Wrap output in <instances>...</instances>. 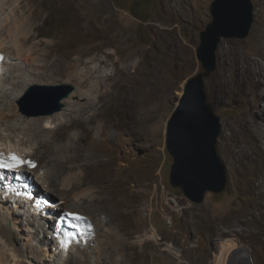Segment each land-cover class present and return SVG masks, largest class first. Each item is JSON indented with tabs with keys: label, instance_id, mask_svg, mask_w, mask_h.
Wrapping results in <instances>:
<instances>
[{
	"label": "rangeland",
	"instance_id": "1",
	"mask_svg": "<svg viewBox=\"0 0 264 264\" xmlns=\"http://www.w3.org/2000/svg\"><path fill=\"white\" fill-rule=\"evenodd\" d=\"M20 1L25 2L20 4ZM109 1L114 27L127 31L132 36V47L123 45L120 48L110 42L113 40L101 39L91 25L80 28L72 25L64 15L54 14L47 18L45 0H0V29H5V24L17 15L36 26V43H51L58 49L96 46L98 51L93 56L106 57L107 53L112 54L113 59H108L103 72L113 77L118 75L116 83L114 80L109 82L110 90L119 92L124 97L128 95V90L123 88L127 80L118 74V60L124 59L122 65L140 66V71L152 72L154 63L145 59L143 50L156 53L159 45L163 49V73L159 81L161 98L150 93L151 87L143 92L138 91L133 96L138 101L136 107L140 103H147L151 110L149 118L146 119L147 133L152 135L160 131V139L146 141L143 139L144 135L141 139L136 134H125L116 138L112 133L103 143L109 151L103 154L106 164L99 167L94 175L101 177L103 183L68 195L65 201L61 196L64 191L45 187L39 182V176L46 174L45 169L32 176L40 194L44 192L54 202H63L64 209H76L80 205L78 209L81 212L85 211L98 222L99 231H93V245L90 248H77L75 254L70 255L67 260L70 264H215L227 243L234 242L240 245V251L252 254L249 256L251 263L255 260L256 264H264V226L244 220L253 200L250 184L263 164L253 147L246 119H252L255 113L262 114L264 101H258L252 84H241L243 78L235 83L244 57L258 59L261 46L254 41L253 35L257 29L264 27V0H252L254 23L250 34L244 39H223L217 52V68L205 77L208 104L221 119L222 131L217 150L225 167L226 188L222 193L208 192L204 201L199 204L192 202L181 188H176L171 183L174 159L168 149V127L189 80L205 72L198 58V49L202 44L201 34L213 18L211 5L214 0ZM46 18L47 22L44 21ZM109 23L106 19L102 26L109 28ZM157 27L164 30L161 40L155 32ZM223 51L229 54L224 56ZM29 55L31 54L25 53V57ZM30 57L41 58L39 55ZM12 64L21 67L25 61L18 63L12 60ZM7 65L6 79L11 75ZM84 67L79 71L83 72ZM131 70L133 74L136 73L135 68ZM99 81L102 82L103 78ZM118 82L121 84H117ZM242 86L246 95L242 93ZM10 87L11 84H7L6 88ZM77 88L62 80H50L26 88L16 104L25 117L38 118L40 116L31 115L54 109L58 98L67 92H71L69 96L76 94ZM140 99L145 100L142 102ZM117 103V99H114L108 108ZM104 104L102 102L100 106ZM63 105L62 112L69 113L66 111L68 105ZM120 109L128 107L123 106ZM156 109H160V112L155 111ZM115 121L120 122L121 132L127 128L135 130L137 126L136 121L129 117V111L121 112ZM2 126L7 129L3 124ZM10 141L24 142L28 146L37 143V140L26 135ZM13 142L12 145H15ZM30 158L38 162V170L50 166V161L41 156L40 152ZM2 191L5 192L4 189ZM89 194L91 198L86 197ZM100 194L104 196L101 197ZM93 197L97 198L96 202L92 201ZM56 214L55 217H58L61 210ZM169 219L174 221L172 227L168 225ZM88 220L93 225L89 217ZM50 222L52 229H47L46 234L48 244L53 248L55 241L51 234L56 232L54 228L57 225L55 219ZM25 228L23 225L18 233V242L11 246L16 258L20 260L18 264H24L27 260L25 255L28 251L23 249L26 242L23 237L28 235ZM152 229H156L159 234L158 241L149 238ZM43 238L41 235L36 240ZM169 245L174 249L179 248L182 251L181 256H177L174 251H168L166 248ZM57 256V260L63 257L60 254ZM43 257L42 262L36 264L57 262L52 263L48 257Z\"/></svg>",
	"mask_w": 264,
	"mask_h": 264
},
{
	"label": "bare ground",
	"instance_id": "2",
	"mask_svg": "<svg viewBox=\"0 0 264 264\" xmlns=\"http://www.w3.org/2000/svg\"><path fill=\"white\" fill-rule=\"evenodd\" d=\"M24 2L20 1V4ZM45 2V10L48 11L47 18L54 14L64 15L72 25H77L80 28L84 29L87 25H91L101 39L113 40L110 42L120 48L123 45L126 47L133 46L132 36L126 33L127 31L124 32L114 27V20L110 16L111 2L109 0H45ZM47 18L44 20L45 22L48 21ZM106 19L110 21L109 28L102 26ZM5 25H7L5 29H0V53L6 55L5 65L8 64L7 70L11 75L0 82V145L7 150H18L26 154L28 158L40 152L41 156L50 161L48 168L44 167L38 170V166L30 176L39 173L37 171L41 173L45 169L46 174L39 176V182L45 187L64 191L61 196L65 201L66 196L68 199L71 194H75L84 188L103 183L104 180L101 177L94 175L99 167L106 164L103 154L108 150L103 143L110 138L112 133L115 134L116 138L125 134H136L141 139L144 135L143 139L146 141L160 139V131L152 135L147 133L146 119L149 118L151 110L147 107V103L143 102L145 99L143 101L140 99L143 104L140 103L136 107L138 101L136 102L133 98L136 92H143L149 87H151L149 91L152 95H158V98H161V83L159 81L163 73V49L160 45L156 53L151 50H143L145 59L154 63L152 72L149 70L140 71V66L122 65L124 59L118 60V74L127 80V83L123 84V88L128 90V95L124 97L119 92H111L110 90L109 82L114 80L116 83L118 75L113 77L103 72L108 59H113L112 54L107 53L106 57L103 55L100 57L93 56L98 51L96 46L83 49L77 47L58 49L51 43L47 45L36 43L37 35L34 33L36 26L21 16L15 15ZM155 32L161 40L164 30L157 27ZM253 39L261 46L258 59L252 60L249 57H244L241 62L240 74L235 78V83L243 78L241 79L243 86L252 84L254 86L253 93L256 94L258 101L262 102L264 101V27L255 31ZM25 53L31 55L25 57ZM227 54L229 52L223 51L224 56ZM34 55H39L41 58L30 57ZM12 60L18 61V63L25 61V64L19 67L18 64H12ZM83 66H85V70L82 69L83 72H80L79 69ZM132 68L136 69L135 74L132 73ZM101 78H103L102 82L99 81ZM55 79L78 87L76 94L63 99L61 102L68 105L66 111L68 110L69 113L60 111L53 115H42L38 118L25 117L16 104L22 97V92L29 86L44 84ZM3 81L5 82L1 86ZM7 84H11V87L6 88ZM117 84L121 83L118 82ZM243 86L242 93L246 95ZM146 93L148 94V92ZM114 99H117L118 103L108 108ZM102 102L105 104L100 106ZM123 106L128 107V109H120ZM124 111H129V117L136 121L135 130L127 128L123 132L120 131L122 129L120 122L115 121V118H118ZM155 111L159 113L160 109ZM246 123L253 147L261 157L263 164L250 184L253 200L244 220L264 226V110L262 114L255 113L252 119L247 118ZM2 124L7 129H4ZM14 135L16 136L14 137ZM20 135L31 136L37 140V143L28 146L24 142L17 141L14 143L12 141L15 144L12 145L10 140L20 138ZM6 180L11 179L4 178L1 174L0 183H4ZM24 182H26L25 179ZM17 186V182L11 181L10 185L5 187V192L0 190V264L19 263L20 260L16 258L11 246L18 242V233L22 230L23 225L26 226L25 231L28 233L27 236L23 237L26 240L23 249L28 251V254L25 255L27 260L24 261V264L41 263L43 256L48 257L52 263L57 261L56 264H70L67 258L75 254L80 246L74 242L70 248H63V250H58V247L53 246L54 250L50 247L46 234L47 229L49 231L52 229L50 221L55 219L57 222L61 218V214L58 217L55 216L61 210V213L69 211L89 217L93 221L96 232L99 231L98 222L96 223L92 216L85 211L81 212L82 210H79L80 205L76 204L79 209L77 206L76 209H64L63 202L59 203L60 205L56 202L53 207L46 209L49 216L44 217L43 212L40 213L39 209H32L34 201H26L22 197L18 198L16 193L21 189ZM45 191L48 192L49 190ZM41 195L47 196L44 192ZM100 196L104 195L100 194ZM86 197L91 198L92 196L89 194ZM96 199L93 197L92 201L96 202ZM66 202L65 204L69 205ZM73 205L70 206L74 207ZM15 209L20 210L15 211ZM57 228L55 227L56 232L51 234L53 239H55V234L59 233ZM41 235L44 238L36 240ZM158 235L156 229H152L149 238L158 241ZM63 236L65 235L60 234V237ZM55 240L58 242V238ZM91 245L93 244L91 243ZM238 248H240L239 244L228 242L215 264H256L255 260L254 263L249 261V256H252L250 252V254L245 253ZM166 249L174 251L179 257L181 256L182 251L179 248L174 249L169 245ZM58 253L63 256L61 260H57Z\"/></svg>",
	"mask_w": 264,
	"mask_h": 264
},
{
	"label": "water",
	"instance_id": "3",
	"mask_svg": "<svg viewBox=\"0 0 264 264\" xmlns=\"http://www.w3.org/2000/svg\"><path fill=\"white\" fill-rule=\"evenodd\" d=\"M211 14L212 21L201 34L198 49L205 72L189 80L168 127V149L174 159L171 183L197 204L208 192L222 193L226 188L225 167L217 150L221 119L208 104L205 77L217 68V52L223 39H244L250 34L254 5L252 0H214ZM70 93L58 98L54 109L31 116L62 111L61 100Z\"/></svg>",
	"mask_w": 264,
	"mask_h": 264
},
{
	"label": "snow or ice",
	"instance_id": "4",
	"mask_svg": "<svg viewBox=\"0 0 264 264\" xmlns=\"http://www.w3.org/2000/svg\"><path fill=\"white\" fill-rule=\"evenodd\" d=\"M9 159L13 160L14 162L11 164H7L4 162V158L2 155H0V168H7L8 170H14L20 166H22L25 162L23 160H21L18 157H10ZM30 166L34 167L35 165L31 164V162H27ZM73 219L74 220H80L83 219L82 217H79L77 215H73ZM70 239H75L74 236H72L71 233L68 234Z\"/></svg>",
	"mask_w": 264,
	"mask_h": 264
},
{
	"label": "built area",
	"instance_id": "5",
	"mask_svg": "<svg viewBox=\"0 0 264 264\" xmlns=\"http://www.w3.org/2000/svg\"><path fill=\"white\" fill-rule=\"evenodd\" d=\"M173 223H174V221H173V219H169L168 220V225L170 226V227H172L173 226ZM56 239V238H55ZM54 239V241H55V246H57V241ZM82 240H84L85 242L83 243V242H80V243H78V245L80 246V247H89L90 245H91V236H86V239H83L82 238Z\"/></svg>",
	"mask_w": 264,
	"mask_h": 264
},
{
	"label": "clouds",
	"instance_id": "6",
	"mask_svg": "<svg viewBox=\"0 0 264 264\" xmlns=\"http://www.w3.org/2000/svg\"><path fill=\"white\" fill-rule=\"evenodd\" d=\"M53 201V200H52ZM54 202V201H53ZM55 203H56V201H55ZM58 204V203H57ZM59 212V211H58ZM95 229L93 228V230H88L87 231V233L88 234H86L84 237H83V239H86V236H91V242L93 241V231H94ZM59 254V253H58Z\"/></svg>",
	"mask_w": 264,
	"mask_h": 264
}]
</instances>
